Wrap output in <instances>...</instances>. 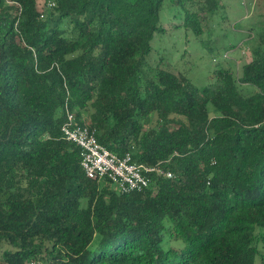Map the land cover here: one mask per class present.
Returning a JSON list of instances; mask_svg holds the SVG:
<instances>
[{
    "label": "trees",
    "instance_id": "trees-1",
    "mask_svg": "<svg viewBox=\"0 0 264 264\" xmlns=\"http://www.w3.org/2000/svg\"><path fill=\"white\" fill-rule=\"evenodd\" d=\"M48 1L0 0V264H264V29L239 72L195 85L151 40L167 3L203 43L221 0ZM66 108L165 174L129 193L87 177Z\"/></svg>",
    "mask_w": 264,
    "mask_h": 264
},
{
    "label": "rangeland",
    "instance_id": "rangeland-1",
    "mask_svg": "<svg viewBox=\"0 0 264 264\" xmlns=\"http://www.w3.org/2000/svg\"><path fill=\"white\" fill-rule=\"evenodd\" d=\"M221 1L225 5L222 10L223 18H214L207 23L211 31L209 36L206 32L203 33V43L192 33L175 26L181 23V14L174 9L177 13L174 12L177 15L174 16L170 5L165 3L160 12V23L166 31H156L153 34L152 51L148 56L151 64L158 63L162 68L186 73L195 85L206 83L207 74L217 63L239 72L241 65L251 59V49L258 42V32L264 29V0ZM44 2L45 0H38V7ZM204 43L218 47L216 59H212L215 55L208 52ZM244 86L241 87L243 92L253 91L252 87ZM254 264H261L259 256L255 257Z\"/></svg>",
    "mask_w": 264,
    "mask_h": 264
},
{
    "label": "built area",
    "instance_id": "built-area-1",
    "mask_svg": "<svg viewBox=\"0 0 264 264\" xmlns=\"http://www.w3.org/2000/svg\"><path fill=\"white\" fill-rule=\"evenodd\" d=\"M53 3L48 1L49 5ZM65 113L66 119L61 125L62 136L79 146L80 164L87 177L107 180L119 192L129 193L141 191L150 184L149 172L165 174L157 167L136 163L129 152L117 155L110 151L96 140L94 129L89 124L77 123L74 114L67 108ZM27 264L38 263L31 260Z\"/></svg>",
    "mask_w": 264,
    "mask_h": 264
}]
</instances>
